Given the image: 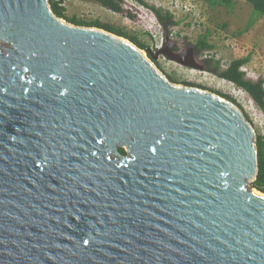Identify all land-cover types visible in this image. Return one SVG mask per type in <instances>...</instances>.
I'll return each mask as SVG.
<instances>
[{
    "label": "water",
    "instance_id": "obj_1",
    "mask_svg": "<svg viewBox=\"0 0 264 264\" xmlns=\"http://www.w3.org/2000/svg\"><path fill=\"white\" fill-rule=\"evenodd\" d=\"M191 49L0 0V264H264L252 123L146 56Z\"/></svg>",
    "mask_w": 264,
    "mask_h": 264
},
{
    "label": "rangeland",
    "instance_id": "obj_2",
    "mask_svg": "<svg viewBox=\"0 0 264 264\" xmlns=\"http://www.w3.org/2000/svg\"><path fill=\"white\" fill-rule=\"evenodd\" d=\"M143 1L145 6L124 0L122 13H115L103 7L100 0H67L63 6L68 19L77 18L89 23L98 21L103 25H109L136 37L153 52L165 46L166 37L171 42H185L194 48H197L199 40H207L213 49L197 51L199 59L210 62V70L201 71L186 67L165 55L159 56L156 60L149 53H146V56L175 84L193 85L235 101L249 117L257 133V139L258 136H264L263 113L245 91L218 75L233 61L249 58L242 67L246 79L264 82V17L255 18L253 12L254 14L256 12L245 0H235L231 10L223 7L212 9L203 0ZM175 1L179 7H173L171 2ZM183 6H187L189 11ZM151 8L173 16L176 25L170 33L164 31ZM126 40L134 44L131 40ZM216 67L219 71H214ZM252 184L251 189L264 195L263 192L254 189Z\"/></svg>",
    "mask_w": 264,
    "mask_h": 264
},
{
    "label": "trees",
    "instance_id": "obj_3",
    "mask_svg": "<svg viewBox=\"0 0 264 264\" xmlns=\"http://www.w3.org/2000/svg\"><path fill=\"white\" fill-rule=\"evenodd\" d=\"M67 0H51V5L56 13V15L62 19H66L69 23L83 26V27H97L100 29H104L108 32L116 34L120 37L131 40L134 44L138 46V48L146 50L147 46L141 43L136 37H132L127 33L115 29L109 25H103L100 22H85L82 20H78L77 18L68 19L66 17V10L64 8V3ZM139 5L145 6V2L143 0H130ZM206 2L212 9L217 7H223L226 10H231L235 5V0H203ZM248 5L252 7V9L256 12L253 15L255 18L264 17V0H245ZM123 2L124 0H100V3L103 7L115 12L122 13L123 11ZM152 13L155 15L157 21L160 23L165 32L170 33V30L176 25L174 22V18L170 13H164L162 10L151 8ZM197 49L199 51H206L213 49L207 40H199L197 44ZM249 61V58L243 60L233 61L227 69L218 73L219 77L232 83L237 86L239 89L245 91L255 104V106L263 113L264 115V82L262 80L252 81L246 79L244 72L242 71V67ZM214 71H219V68L216 67ZM188 85V84H187ZM193 86V85H190ZM229 99V98H228ZM231 100V99H230ZM236 103L235 101H232ZM249 119V117H247ZM251 122V121H250ZM257 148L259 155V164L260 171L257 177V180L253 182L252 187L264 193V136H258L257 139ZM124 154L125 151L121 150Z\"/></svg>",
    "mask_w": 264,
    "mask_h": 264
},
{
    "label": "flooded vegetation",
    "instance_id": "obj_4",
    "mask_svg": "<svg viewBox=\"0 0 264 264\" xmlns=\"http://www.w3.org/2000/svg\"><path fill=\"white\" fill-rule=\"evenodd\" d=\"M193 48V49H191ZM190 49L192 51L195 52V57H197L198 61H202L203 65L205 66V70H210V62L207 60H201V58L199 59V52L197 51V48L191 47L189 44L185 43V42H171V44L166 45L162 48V50H164L168 55L170 56H187L188 52L190 51ZM185 58V57H184Z\"/></svg>",
    "mask_w": 264,
    "mask_h": 264
},
{
    "label": "built area",
    "instance_id": "obj_5",
    "mask_svg": "<svg viewBox=\"0 0 264 264\" xmlns=\"http://www.w3.org/2000/svg\"><path fill=\"white\" fill-rule=\"evenodd\" d=\"M171 4L173 5V7H179L177 1H175V2H171ZM183 8L189 11V9H188L187 6H183ZM158 50H159V49H158Z\"/></svg>",
    "mask_w": 264,
    "mask_h": 264
},
{
    "label": "bare ground",
    "instance_id": "obj_6",
    "mask_svg": "<svg viewBox=\"0 0 264 264\" xmlns=\"http://www.w3.org/2000/svg\"><path fill=\"white\" fill-rule=\"evenodd\" d=\"M254 192H255V191H254ZM255 193H257V191H256ZM257 194L261 195L260 193H257ZM263 196H264V195H263Z\"/></svg>",
    "mask_w": 264,
    "mask_h": 264
}]
</instances>
